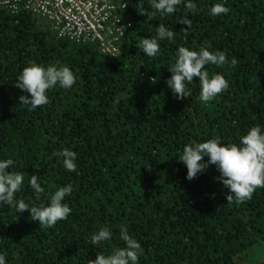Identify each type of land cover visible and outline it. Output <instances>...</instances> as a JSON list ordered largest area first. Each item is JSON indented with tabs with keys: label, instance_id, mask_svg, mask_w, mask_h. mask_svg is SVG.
<instances>
[{
	"label": "trees",
	"instance_id": "1",
	"mask_svg": "<svg viewBox=\"0 0 264 264\" xmlns=\"http://www.w3.org/2000/svg\"><path fill=\"white\" fill-rule=\"evenodd\" d=\"M124 2L118 57L60 39L50 21L24 8H0V160L24 174L16 198L25 203L46 205L58 187L73 186L64 201L72 211L52 228L0 207V254L6 264H88L125 247L123 226L143 249L138 264H264V187L228 203L214 165L188 181L179 161L186 144L218 137L238 145L251 127H264V0H193L195 12L182 2L148 22L151 0ZM214 4L228 12L212 15ZM182 19L191 21L187 32ZM160 23L175 34L149 57L137 46ZM180 46L223 52V65L205 68L229 87L203 102L194 78L189 97L177 99L166 81ZM32 62L68 66L76 82L48 90V103L29 110L15 83ZM65 148L76 153L74 172L53 155ZM32 175L45 189L39 200ZM101 227L113 236L92 246Z\"/></svg>",
	"mask_w": 264,
	"mask_h": 264
},
{
	"label": "clouds",
	"instance_id": "2",
	"mask_svg": "<svg viewBox=\"0 0 264 264\" xmlns=\"http://www.w3.org/2000/svg\"><path fill=\"white\" fill-rule=\"evenodd\" d=\"M143 0H141V3ZM154 12L145 11L142 15L148 21L160 16L173 14L178 4L184 3L186 9L195 12L197 5L193 0H151ZM212 15H220L228 12L223 4L211 6ZM179 24L187 26L182 32H187L191 21L182 19ZM156 35L152 38H144L137 46L149 57H155L160 51L159 41L173 39L174 30H169L163 23L155 27ZM226 61L225 54L221 51L211 52L207 48L199 51L190 50L180 46L175 55V62L167 70L171 76L166 81L168 88L177 99L189 97L190 92L186 83L191 84L194 78H198L200 85V99L203 102L213 100L218 94L229 87L225 77L216 73L209 75L205 66L208 64L223 65ZM235 63V61H233ZM74 72L68 66L51 64L47 67L32 62L25 67L17 77L15 87L28 95L19 97L20 104L35 110L48 103L47 91L59 86L70 89L75 84ZM63 158V166L69 172L76 171V153L67 148L53 153ZM207 157V161L204 158ZM179 161L186 166V179L192 181L202 174L206 168L214 165L219 175L216 181L227 189L225 198L228 203L237 204L251 199L252 193L258 187H264V127L256 125L251 127L247 134L240 137L239 144H223L218 137H214L201 143L186 144ZM14 161L11 159L0 160V207L7 205L17 213L29 212L33 221L39 224V228H52L58 221L66 219L72 209L65 198L73 192V186L67 184L58 187L49 194L47 204L25 203L23 199H17L16 193L21 190L24 183V174L9 171ZM39 177L32 175L29 186L39 200L45 189L38 182ZM113 232L108 227H101L90 236L92 246L101 245L109 241ZM120 239L125 247L113 251L109 255L97 254L94 260L89 259L88 264H138L140 255L143 254L141 244L133 238L128 230L121 226ZM0 264H6L5 256L0 254Z\"/></svg>",
	"mask_w": 264,
	"mask_h": 264
},
{
	"label": "built area",
	"instance_id": "3",
	"mask_svg": "<svg viewBox=\"0 0 264 264\" xmlns=\"http://www.w3.org/2000/svg\"><path fill=\"white\" fill-rule=\"evenodd\" d=\"M0 8H24L50 21L60 39L97 45L110 57H118L127 29L124 0H0Z\"/></svg>",
	"mask_w": 264,
	"mask_h": 264
}]
</instances>
